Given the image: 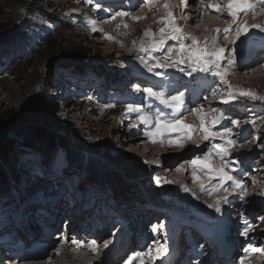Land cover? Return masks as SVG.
<instances>
[{"label":"rangeland","instance_id":"1","mask_svg":"<svg viewBox=\"0 0 264 264\" xmlns=\"http://www.w3.org/2000/svg\"><path fill=\"white\" fill-rule=\"evenodd\" d=\"M165 1L166 0H158V3H161L159 4L161 5V8L159 10L156 9L155 11H151V15L149 14L148 16L143 13L144 8L148 6L144 0H142L139 4L137 3L133 9L125 10L124 8H120L117 11L127 12L130 10L132 13H134V15L141 14L140 16H144L146 18L133 20L131 17H117L115 20H113L114 23L110 19L109 21H103V23H109L108 26H111L110 28H104L102 26H94V23H96L94 22L95 10L91 9L92 4L88 3L87 0H0V35L6 34V31L10 26L16 25L19 22H21L20 24H27V26H29L28 33H30L28 40L23 46L24 51L19 50L16 53L5 52L0 55V129L1 125L4 124L5 128H9L8 130L11 132L15 127L26 128L36 119L44 121L51 127L53 126L55 133H62L64 131L69 133L77 147L84 150L87 155L90 154V150L88 149L102 148L104 153H107V155L111 156L112 158L116 157L130 161L128 164L131 166V168L138 169V172L141 173V175H143V177L146 179L147 184L152 183L156 190H160V192L157 194L167 191L168 187H173L175 192L178 194V199L177 202L172 201L169 203L170 210L167 211H172L175 216L178 217L176 212L179 209L188 215H192L193 217L198 216L197 219H200L207 216L205 211H214V209L208 207L209 204L215 203V201L221 196L227 195L229 197L230 195L228 192H224L222 190H217L212 194H208L207 191L201 190L202 184L205 189H208L209 187L218 184L219 180L218 178L209 180V176H205L199 171L200 167L194 168L190 163V161L199 156V153L194 151L196 148L194 144H189L197 143V141L183 140L182 146H177L175 143L169 144V140H179L183 136V133L179 131V129H173L174 132L167 133L166 138H162L159 135L156 138L155 143H148L145 138L142 139L143 149L140 150L139 144H132L126 137L131 131H135L136 133L140 134L143 130L141 128V124H139L140 120L137 116L139 114L136 111H127V105H134L136 103L147 104L145 103L147 101L150 105L151 103L153 104V102L147 96H144V92L139 102H132L131 99H127L124 96L125 90H127L126 95L131 96L133 100H135V96H139L138 93L132 94L130 92L135 91L137 88V84H134L136 79L135 75L138 73L148 75V73H150L153 76L165 78L172 77L176 74L188 76L187 72L193 67V65L190 63H186L177 67L154 68V71H148V66H153L155 61L149 58V54L140 51V45L142 42L151 41L154 38H158L159 29L164 25L160 24L159 21L157 22L156 20L160 16H167V10L164 8V6H162L164 3H166ZM171 1L172 2L170 5H172V11L175 13V17L177 18L178 7L175 9L174 7L176 6L174 4V0ZM94 2H99L102 6V10L106 6V4L102 3L101 0H94ZM179 2H181V6L183 7L180 16L185 19V22L184 24H181L178 22L179 20L177 18V23L180 27L183 25L182 27L183 31L185 30V33H187L186 29H184L185 26H187V28H193L196 32L194 31V33L191 35L197 37L200 41H204L206 36L204 37L205 32L203 30L200 32H198V30H201L200 26L206 24V21L208 18H210L209 14L210 16H215L213 20L217 19L216 23H223L222 25H225L230 21L224 17H222V19L216 12L209 11L207 9L206 11L202 10L200 18H198L197 21H194L192 27V25H190L192 23L187 21L189 20V14L191 15L192 12L184 11V7H186L185 0H179ZM253 2H255V0H253ZM158 3L156 5H158ZM195 3V5H200L198 0H196ZM210 3L219 2L217 0H205V4ZM256 5L257 7L260 6L258 0H256ZM220 9H222V6ZM111 14L113 15V13ZM125 24H129L128 27H121ZM138 24L142 27L139 32L137 31L138 29L136 26ZM130 26L132 28H130ZM93 28H95L96 31H93ZM148 29H151L153 33H156L157 37H146L144 32ZM210 30L212 31V29ZM253 33L254 31L250 29L246 35L250 36ZM108 36L113 37V39H108ZM208 36H210V34H208L207 37ZM223 39V37L219 36L217 43L219 44ZM230 40L231 37L229 38L228 42L224 43V47L226 48V52L224 54L225 57L230 56L232 53L227 49H237L239 44L244 43V40H238L235 42V44H232L229 43ZM133 42H135V44ZM186 43L190 44L191 41L188 40ZM209 43H211V40ZM176 45V41L169 39L166 41L161 51L151 53V55L159 59L160 63H165L163 57L167 53V48L170 46L175 47ZM163 52L164 55L161 56ZM141 57L148 61V66L141 62ZM229 58L230 57H226V59L222 61V67L226 68L227 71L229 70ZM64 60L71 63L75 62L79 65L81 63V66L85 67L86 65L100 67L101 70H103V73H106L108 76L112 77V80L109 81L110 85L106 84L107 81H105V77L103 75H98V72L92 69H89L85 76L83 75L82 71L79 69L77 70V68H69L67 70L61 69L59 62ZM149 61H152V63L149 64ZM239 63L241 65L246 64L243 62ZM181 67L184 68V71L180 70ZM158 71H161V74L155 75L154 73ZM197 73V79H203L204 81L215 79V77H213L210 73ZM226 77L229 83L235 78L234 75H227ZM142 81L143 80H138L137 82L139 83ZM76 82H84L85 84H88L87 82H94V84H89L92 85L89 87L91 88V92L94 90L93 86H98L99 94H105L107 97L103 99L101 98V100L95 102L94 100H86L82 103H79L81 101H77L82 98H86V96L83 97L81 95L71 94L73 91L76 92L72 89V85ZM241 83L242 82H240V84ZM220 84V92L218 95L215 91H213L211 85L207 91L203 92L202 94L196 93L188 99L192 100L195 104H200V101L203 98L202 96H204V94L211 93L209 95L210 97L208 96L205 99V102H202V105L208 109L213 108L218 111L219 109L227 107L238 114L239 110L235 104L232 106H226L224 103H222V101L226 99L234 101L240 98L250 100L247 105L252 108L253 99L239 96L238 90L236 88L228 89L226 85L221 83V81ZM231 85L233 86L234 83H231ZM226 89L228 91H226ZM247 89L260 96H264V90L262 87L255 88L251 84ZM247 89L244 88L243 90ZM140 90L143 91L144 89L142 88ZM230 91L233 92L235 98L229 96ZM198 94L200 95L197 97ZM210 99L213 101L207 103ZM186 100L187 98L183 99L182 107L185 106L184 103ZM253 101H257L256 105L260 107V112L256 114V116H248L245 113L239 115V118H241L246 124L251 121L257 122V127L253 131L255 132L253 140L252 138L247 140V143H249L246 146L247 148L240 145L243 142L238 143L236 147L234 146L229 148L228 154H231L235 158H239L245 152H256L257 166L260 167V170L254 173L255 176H251L252 182L253 180L255 181L253 182V187L249 192V197L251 199L254 198L252 201L255 200L250 206V211L259 214L260 209L258 208L257 203L260 201V199L264 198V171L261 170L264 168V147L260 146L264 145V100ZM119 103H121V105ZM109 104H116L117 106L114 105L113 107ZM149 104L142 106L150 110L149 107L151 106ZM143 110L146 111L145 108H143ZM211 111L213 112V110ZM146 112L152 117L155 116L150 111ZM165 114L167 113H164V115ZM215 115L217 116V113ZM125 119L129 121H126ZM163 119L171 120L173 117L170 116ZM133 123H135L134 126ZM181 127H183V125H181ZM143 135L146 136L145 134ZM196 137L199 138L200 136L196 134ZM146 138L152 141L150 137ZM217 139L219 138L217 137ZM5 140L6 138L4 137V141ZM199 140L201 141L202 138L200 137ZM12 141L13 142L10 144L11 149L8 158L9 162L11 163L8 166V169H10L9 173L11 174V184L9 187L13 195H18L21 197V199H25V201L22 203L23 205L21 206L22 209L28 211L33 202L36 203L35 200L46 197L54 186V182H57L58 184L68 188L69 184L67 182L64 184L66 181L64 176L58 177L52 173V170H50V174H48V176H44L47 168H45L43 155L40 151L34 147L21 144L20 141L16 140L15 138ZM7 144H9V142ZM147 146L153 147L154 150L148 152L144 149V147ZM146 152L148 154L147 156ZM146 161L148 163H146ZM65 162L66 160L64 151H59L55 156V161L53 162L51 168L56 165L66 166L67 164ZM212 163L216 166V168L223 166L222 163ZM0 169L4 173L8 172V169L3 163L0 164ZM177 169L180 170L178 171ZM170 170L171 172L169 173ZM193 171H195L196 176L199 177V179L195 182L192 178ZM80 172L81 173L74 171L73 168L65 170L67 175L70 173L71 176L69 178L74 177V179H76V184L78 183V187L77 185H74L76 190L72 189L73 186L68 189L72 190L75 194L72 198L73 200L70 201L74 202L76 196L80 199L81 195H85L87 197L91 196L89 197L90 199L97 196L88 195L85 192L86 190L88 192H97L99 196L101 195L102 197L108 196L111 198L110 189L100 192L98 191L97 186L107 188L110 185L109 183L114 181L115 178L111 179L108 176L105 177L104 175H101L95 178V180H97L96 183L94 182L95 180H92V183L86 180V182L81 186V181L85 178V176L88 177V172H83V174L82 171ZM15 174L16 176L14 177ZM41 175L44 178L42 179L41 177L40 182H38L37 177ZM117 176L120 180L117 181V183L121 184L124 182L125 185H128L126 182L128 180L125 181L119 175ZM158 179L159 183H157ZM184 186L189 189L188 192L183 190ZM80 187L82 188V191L80 194H77L78 191L81 190ZM223 187L227 188V185L224 183ZM136 192V190L130 189L128 193L125 192V194H123L125 195L123 197H134L138 200L145 201L147 199L146 194H150V192H143L141 195L140 193ZM66 194L67 193L64 189V191H61L59 195L55 197H60L62 199V196ZM181 195L182 198H180ZM15 197H7V193L0 194V199H6L8 204L6 207H2L1 209H6V212L3 213L5 217H8V214L14 210L15 204L13 201L17 202ZM45 203L46 202H43V204ZM40 204L41 203H39V205ZM119 205L121 207V204ZM122 205L123 211L130 208L124 202ZM222 206L227 205H223L221 203V207ZM37 207L38 206L34 205L32 207V212L29 214H34V211L37 209ZM18 208L19 205L16 206V210ZM39 208L42 209V207ZM133 208H136V210L139 212L143 210V207L141 206H136ZM63 211L64 210L58 212ZM40 215H42V219L44 215ZM123 215L124 214L121 213L120 216L117 215L113 218V220L121 217L128 224L126 215H124L126 218ZM144 216L147 217L148 215ZM85 217H88V221L92 220L89 216ZM155 217L156 214H153L151 218L149 216V219L155 220ZM162 218H164L165 222L171 220V216L165 217L164 215ZM102 219L108 221L109 223L105 225V230L100 232L102 228H99L94 230H98L97 232L91 231L89 233L93 234L88 235V238H102L103 236H108L110 227L114 228L115 230L118 229L116 226L112 225L113 220L108 219V216L105 215V213L102 214ZM159 219L157 218L156 220L159 221ZM33 221L34 219L31 220V222ZM66 221L67 220L63 222ZM149 223L147 224L148 228H146L144 232H140L142 235H146V239H148L147 233L150 231L149 229H151L149 228L151 223ZM143 225H140L138 230H140ZM89 229H87L86 232L89 231ZM117 232H120V229ZM133 232L134 230L131 233ZM94 233L96 235H94ZM169 234H175L174 228L170 227ZM80 236L84 239H88L87 234L85 233H82ZM53 240H57V238H53ZM55 244L57 245V243ZM167 245L169 244L163 246L167 248ZM128 250H131V246ZM46 257H48V255H46ZM122 259L123 257H117L113 258V261L118 262L119 264H124ZM48 260L49 259H47V261ZM178 260L179 257L177 261ZM105 261H107L106 256ZM133 264H140L139 259L134 261Z\"/></svg>","mask_w":264,"mask_h":264},{"label":"snow or ice","instance_id":"2","mask_svg":"<svg viewBox=\"0 0 264 264\" xmlns=\"http://www.w3.org/2000/svg\"><path fill=\"white\" fill-rule=\"evenodd\" d=\"M88 3H92V0H87ZM144 2L151 8L158 3V0H144ZM199 4L203 6L205 10L211 9L213 12H220L221 5L219 3L216 4H205V0H198ZM259 3L264 4V0H258ZM187 3V0H185ZM256 3H253V0H228L225 13H223V17L225 19H229L230 23L228 27L224 29H215L216 36L211 37V43H209V39L206 38L204 41H200L197 37L191 35L190 33H185L183 29L179 26L176 21L175 13L172 11L170 3L166 2L164 4V8L167 10V16L162 17L159 21L160 24L164 25L159 29L158 38H154L151 41L142 42L140 45V51L149 54V58L155 61L153 66H148V61L141 57V62L148 66V71H154V68H169V67H177L180 65H184L186 63H190L193 65L190 71L187 72L188 76H192L195 72H202V73H210L213 77L218 78L222 84L226 85L228 89H233V86L228 82L226 76L228 75V71L226 68L222 67V61L226 59L225 52L226 48L224 46H220L217 43L218 37L221 32L224 34L225 40H229L231 36V40L229 43L235 44L236 41L241 40V37L246 36V34L252 29H259L261 32H264V27L260 25H251L249 26L246 21L241 20V13L247 14L249 11H254L256 8ZM101 4L99 2L95 3L94 10H99L101 8ZM117 17H131L133 20H140L146 17L141 16H133L130 12L126 11H117L113 13L110 17L111 20H115ZM123 27H128V25H122ZM93 31H96L93 28ZM146 37H157L156 33H153L151 29L146 30L144 32ZM108 39H113V37L108 36ZM176 41L177 45L175 47H168L167 54L163 57L165 63H160V60L157 59L155 56H152L151 53L161 51L163 46L165 45L167 40ZM190 40L191 43H186V41ZM135 44V42H133ZM123 46V45H121ZM228 51L232 52V58L228 59V64L230 66L235 65V56H236V49H227ZM178 56L177 59H173V54ZM181 71H184V68L181 67ZM159 75V73H157ZM139 87V85H137ZM148 94V96L158 100L160 104L164 105L166 108L172 109L174 111H179L183 105V97L184 92L180 91L176 94H167L163 90L156 91L151 87L145 88L143 90ZM239 96L248 97L253 100H264V96H260L254 93L251 90H238ZM229 96L235 98L233 92H229ZM222 103H229V100H224ZM113 106L114 105H110ZM127 111H139L140 114L138 115V119L141 123H149L150 121L155 125L154 131H149L146 133L151 139L152 142H156V138L162 132H168L170 129H179L183 133V136L179 140H169V144H177V146H182L183 140H190L193 138V132L196 130L203 132V139L209 140L215 137H231L233 134L231 128H225L223 130L213 131L212 129L216 127V125L223 119V114L221 116L207 115L204 110L203 106L199 108L193 109L192 111L197 114L199 118V126L185 124L184 117H175L171 120H164L162 119V114L157 113L154 117L150 116L147 112L140 111L139 106L128 104ZM215 109H213V113H215ZM210 121V124H209ZM238 120H233L232 124L234 126H239ZM183 125V127H181ZM255 125V121H253V126ZM236 141L233 139H227L226 144H216L214 148L217 150V154L220 156L221 160L225 159V155L227 154L228 148L235 145ZM264 147V145H260ZM146 163H148L146 161ZM190 163L193 167L200 166L202 169H206L209 175V180L214 178H218L219 183L205 189L203 184L201 185L202 191H207L208 194L215 193L217 190H222L224 192H229V189L224 188L223 185L226 181L231 182V190L235 192L237 189L240 190L241 195L239 199L243 200L246 195V188L242 180L235 179L232 175H229L227 171H225V167L221 166L219 168H213L211 166V157L205 156L204 158L196 157ZM178 171L180 169H177ZM193 181L199 179L196 176L195 171L192 173ZM167 182V181H166ZM159 183V179L157 180ZM183 190L188 192L189 189L184 186ZM228 196H221L219 197L215 203L209 204L208 207L214 209V211L218 214H223V210L221 207V203H228ZM152 232L156 233L158 231L157 226L152 227ZM243 235L247 237V229H245ZM65 242H67V238H65ZM73 244L80 246L79 242L72 241ZM85 247H90L92 251H98V244L97 241L93 240L90 244L83 245ZM105 247L108 245L105 244ZM203 248V245H200ZM262 249L259 247H255L249 245L243 249L245 255L241 257L240 264H244V260L248 259L250 253L260 252ZM153 251L152 248L148 249V252H138L130 255L125 264H133L134 261L137 259L140 260V264H144V259H146L147 255ZM157 256L159 257L161 254L167 256L168 249L165 248L162 244L158 245L155 249Z\"/></svg>","mask_w":264,"mask_h":264},{"label":"bare ground","instance_id":"3","mask_svg":"<svg viewBox=\"0 0 264 264\" xmlns=\"http://www.w3.org/2000/svg\"><path fill=\"white\" fill-rule=\"evenodd\" d=\"M178 1V2H177ZM181 1V0H180ZM195 1L196 0H188L187 1V3H186V7H184V11L186 12V11H190V12H192V14L190 15L189 14V20H187L188 22H190V23H192V24H190V25H192V27H193V24H194V21H197V19L198 18H200V15H201V13H202V10H204V11H206L204 8H203V6H201V5H195L196 3H195ZM209 1V0H208ZM218 2H219V4L222 6V9H220V12H216L221 18L223 17V13H225V10H226V6H227V3H228V0H217ZM165 2H168V3H171L172 1L171 0H166ZM222 3V4H221ZM253 3H256V0H255V2H253ZM157 4V3H156ZM154 5L152 8H151V10H150V8H149V6H147L146 8H144V10H143V13L146 15V16H148L150 13H151V11H155L156 9H160L161 7V5H159V4H161V3H158V5ZM165 4V3H164ZM174 4H175V6L176 7H174L175 9L177 8L178 9V13H177V18H178V22H180L181 24H184V22H185V19H183V17H181L180 16V14H181V10L183 9V7L181 6V2H179V0H174ZM178 4V5H177ZM210 4H216V3H210ZM162 6H164V5H162ZM172 6V5H171ZM198 6V7H197ZM174 10V9H173ZM193 10H194V13H193ZM209 11H212L211 9H208ZM127 12H131L130 10L129 11H127ZM183 12V11H182ZM211 13V12H210ZM131 14L133 15V16H140L141 14H137V15H134V13H132L131 12ZM151 15V14H150ZM165 15V14H164ZM185 15V14H184ZM206 16V15H205ZM142 17V16H141ZM144 17V16H143ZM163 16H160V17H158V19L156 20L157 22L158 21H160V19L162 18ZM165 17H166V15H165ZM209 17L210 18H208V20L206 21V24H208V25H202V26H200V28H201V30L199 29L198 30V32H200V31H204L205 32V34H204V37L206 36V38H208L209 39V41L211 40L210 38L211 37H213V36H215V34H216V32H215V29H217V28H219V29H224V28H226V27H228V25H229V22H228V24L226 23L225 25H222V24H220V23H216V20H213V18L215 17H213L212 15L210 16V14H209ZM176 18V19H177ZM212 18V19H211ZM223 19V18H222ZM111 20V19H110ZM205 20V19H204ZM203 20V22L205 23V21ZM241 20L242 21H246L247 23H248V25L249 26H251V25H260V26H264V13H263V11L260 9V7H257L256 6V8H255V10L254 11H249L246 15L245 14H241ZM109 21V20H108ZM119 21V20H118ZM202 21V20H201ZM112 22H113V20H112ZM202 22V23H203ZM222 22V21H221ZM114 23V22H113ZM118 23H120V22H118ZM121 24H122V22H121ZM137 24V23H136ZM200 24V23H199ZM109 25V23H107V24H105V27L104 28H110L111 26H108ZM127 25V24H126ZM129 25V24H128ZM115 26H117V25H115ZM137 26V31L139 32V30L142 28L139 24L138 25H136ZM136 26H134V27H136ZM143 26V25H142ZM159 26V25H158ZM157 26V27H158ZM183 26V25H182ZM181 26V27H182ZM185 26V25H184ZM121 27H123V26H121ZM130 28H132L131 26H130ZM147 29V28H146ZM182 29H183V27H182ZM184 29H186V32L187 33H190V34H192V33H194V29L193 28H187V26H185V28ZM210 29H212V31L210 30ZM250 29H252V28H250ZM149 30V29H148ZM253 30H257V29H253ZM118 31V30H117ZM185 31V30H184ZM211 31V32H210ZM120 32V31H119ZM196 32V31H195ZM206 33H208V34H210V36H208L207 37V35L208 34H206ZM118 34V33H117ZM118 36V35H117ZM220 37H223L224 38V34H223V32H221L220 33V35H219ZM231 37V36H230ZM229 37V38H230ZM141 38V37H140ZM205 38V39H206ZM95 42V41H94ZM225 42H228V40H225V38L222 40V41H220V43H219V45L220 46H225ZM101 43H103V42H101ZM118 43H119V41H118ZM227 46H229V45H227ZM92 64V63H91ZM228 67H229V70H228V76H232V75H234L235 76V78L233 79V80H231L230 81V84L232 83H234V87L233 88H236L237 90H243L244 88H248V86H250L251 84H252V86L253 87H255V88H257V87H262L263 88V90H264V58L263 59H259V58H257L255 61H253L252 63H246V64H244V65H241L240 63H236L235 62V65L234 66H229L228 65ZM252 72V73H251ZM250 74H251V76H250ZM135 80H137V76H136V79ZM236 80V81H235ZM238 81V82H237ZM242 82L241 84H240V82ZM237 85H238V87H237ZM211 87V86H210ZM143 87H141L140 85H139V87H137L136 88V90L135 91H130L132 94H134V93H138L139 94V96H135V100H133L134 102H139L140 100H141V96L143 95V91L142 90H140V89H142ZM250 89V88H249ZM74 90V89H73ZM248 90V89H247ZM85 91V90H84ZM138 91V92H137ZM211 91V90H210ZM214 91V90H213ZM126 94H127V90H126ZM211 94V93H210ZM210 94H204V96H202L203 98H202V100L200 101L201 103L200 104H195L192 100H190V99H187L186 100V102L184 103V107H182L181 108V110H182V112L180 113V116L179 117H184L185 119H184V123L185 124H189V125H193V126H196V128H198V126H199V123H200V121H199V118H198V116H197V114H195L192 110L193 109H196V108H199L200 106H203L202 105V102H205V99L210 95ZM200 94H198L197 95V97L199 96ZM129 96V95H128ZM145 96V95H144ZM131 97V96H130ZM196 97V96H195ZM210 97V96H209ZM204 99V100H203ZM87 100V98H82V99H80V100H78L77 102H79V101H81V102H79V103H82V102H84V101H86ZM213 100H209L207 103H210V102H212ZM145 103H147V104H149V102L147 101V102H145ZM219 103V102H218ZM137 104H139V105H137ZM147 104H143V103H136V104H134V105H136V106H139V109H140V111H143V112H146V111H150L152 108L151 107H149V109L150 110H148L146 107H143V106H146ZM205 104V103H204ZM143 105V106H142ZM150 105V104H149ZM213 107V106H212ZM143 108H145L146 109V111H144L143 110ZM203 110H204V112L207 114V115H209L212 111L211 110H213V108H210V109H208V108H206V107H204L203 106ZM138 114H140V112L139 111H136ZM136 113V114H137ZM138 116V115H137ZM126 120V119H125ZM126 121H129V120H126ZM135 125V123H133V126ZM197 131V130H196ZM196 132L194 131L193 132V138L192 139H190V140H195V141H197V143H190L189 145H195L196 146V148L197 147H199V149L197 150V152L198 151H201L202 149H203V147H205V144H203V141L201 140H199V138L198 137H196V134H195ZM138 133H136L135 131H131L126 137L128 138V141L129 142H131L132 144H134V145H136V144H139L140 145V150H142L143 149V144H142V139H144L145 137L143 136V135H137ZM195 134V135H194ZM199 142V143H198ZM248 141L246 140V141H244L242 144H240L241 146H243V147H246L247 146V144H249V143H247ZM196 148H195V150H196ZM247 148V147H246ZM144 149L145 150H147L148 152H151V151H153L154 150V148L153 147H144ZM242 149H244V148H242ZM241 149V150H242ZM194 150V151H195ZM246 151V150H245ZM148 154H147V152H146V156H147ZM264 168H262L261 170L262 171H264L263 170ZM62 172H61V174L60 175H57L58 177H60V176H64V179L65 180H67V178L69 179V177L71 176L70 175V173L68 174V175H66L67 173H65V170H61ZM63 171H64V173H63ZM171 172V170L169 171V173ZM53 174H54V172H52ZM75 173V172H74ZM73 173V174H74ZM48 174H50L49 172H48ZM72 174V175H73ZM55 175V174H54ZM44 176H46V173L44 174ZM255 176V175H254ZM42 177V175L41 176H39V177H37L38 178V182H40V178ZM44 177H42V179H43ZM80 178V177H79ZM68 181H72V179H69ZM180 181V180H179ZM255 180H253V182H254ZM74 187V186H73ZM64 189H65V192L66 193H71V194H74V192L72 191V190H67V187H65V186H62L61 184H58L57 182H54V186L52 187V189L49 191V194L46 196V197H44V198H38L37 200H35L36 201V203L35 202H33L34 203V205H36L37 206V204H38V206L39 207H42V209L41 210H43V208L45 207V205L47 204V201H49L50 199H51V197L52 198H54L55 199V201L57 202V206L55 207V213H56V211L57 210H62L61 209V206L65 203V201L64 200H62L60 197H55V196H58L59 195V193L61 192V191H64ZM58 190V191H57ZM81 191H82V188H81V190L80 191H78V193L77 194H80L81 193ZM63 196H65V195H63ZM62 196V197H63ZM42 197V196H41ZM212 197V196H211ZM21 198V197H20ZM89 200H90V198H88ZM87 199V200H88ZM254 198H252L251 199V203H253L254 201H252ZM71 200H73V199H71ZM78 200H81V198L79 199V197H77L76 196V198H75V201L73 202V201H69L71 204H74L76 201H78ZM38 202V203H37ZM43 202H46L45 204H43ZM104 202H106V201H104ZM3 203V202H2ZM39 203H41L40 205H39ZM212 203V202H211ZM97 199L96 200H94L93 202H92V204L91 205H89L88 207H86V204H85V206H84V204H81V207H80V209H83V207H86L84 210H83V218L84 219H87L85 216H89V217H91L92 216V214H93V211H94V209H96L97 208ZM118 208H119V206H118ZM33 209V208H32ZM31 209V210H32ZM250 209V208H249ZM64 210H66V207L64 208ZM103 210V209H102ZM122 210V209H121ZM120 210V211H121ZM54 212V210L53 211H51L50 212V214H52ZM139 212V211H138ZM48 212L46 211V209L45 210H43L42 211V213L41 214H43V215H45V214H47ZM121 214V213H120ZM120 214H118V216H120ZM123 214V213H122ZM139 214V213H138ZM57 215H59V213H57ZM263 215V217H264V214H262ZM56 216V215H55ZM124 216V215H123ZM155 216V215H154ZM157 216V215H156ZM41 217H42V215H40V214H37V215H35V214H28V216L26 217V219L25 218H23V219H20L19 220V224L20 223H22V222H28L27 220H32V219H34V223L36 224V222H38V221H41ZM44 217V216H43ZM125 217V216H124ZM127 217V218H126ZM125 218L127 219V221H129V220H131V216L130 215H127ZM148 217V216H147ZM166 217V216H165ZM117 219H122L119 223H117V224H115V220H113V224L112 225H114V226H116V228H118V230L119 229H121V228H124V227H126L127 226V222L123 219V218H121V217H118ZM62 221H65V219H62ZM163 221H164V218H162V216L160 217V219H159V221H157L156 219L154 220V222H156L157 223V228L159 229L160 227H162L163 225H165V224H167L166 222H164L163 223ZM31 222V221H30ZM91 221H88L87 220V223H90ZM121 223V224H120ZM149 222L147 221V222H145V224L143 225V224H141V225H143L141 228H140V232H144L145 231V229L146 228H148L147 227V224H148ZM156 223L154 224L155 226H156ZM96 225H94V226H89L88 227V229H89V231H87L86 232V234H87V238H88V235H91V234H93V233H89V232H97V231H94V230H96V229H99V228H101L100 227V225H98V223H95ZM106 224H109L108 223V221H105L104 220V225H106ZM150 224V223H149ZM174 223H172V225H173ZM32 225V224H31ZM64 225H65V222H64ZM154 225H152V227L154 226ZM105 227V226H104ZM140 227V225L138 226V228ZM151 227V228H152ZM113 230H115L114 228H112ZM105 230V229H104ZM150 230V229H149ZM169 230H170V227H167V228H164L163 229V231H164V233H163V236L165 237V238H170L172 235L171 234H169ZM102 231V229L100 230V232ZM68 232V229H67V231H65V233H67ZM76 233H77V242H79V243H85L86 241H88V240H91V241H93V240H95V238H88V240L87 239H84L83 237H81V236H79L78 235V232L79 231H75ZM99 232V233H100ZM132 231H130L129 233H131ZM94 235H96L95 233H94ZM135 235V233L133 232V236ZM110 232H109V234H108V236H103L102 238H98L99 240H101L100 242H104V245L105 244H107L108 246L107 247H105L104 246V251H105V253L107 254L106 255V258H107V261H105V263L104 264H119L118 262H114L113 261V258H110V256H109V253H110V250H111V248H112V245H113V241H111V240H109L110 239ZM115 236L116 237H119V232H117L116 234H115ZM124 236V235H123ZM61 239L62 238H60L56 243H57V245L60 243V241H61ZM70 238H68L67 239V242H65V243H70ZM163 243H164V241H162ZM117 243V242H116ZM54 245H56L55 243H53ZM62 244V243H61ZM158 244H160V242H158ZM148 246V244L145 246V247H143L142 248V250H141V252H144V250H145V248ZM173 246L171 245V244H169V245H167V248H172ZM129 249V248H128ZM127 249V250H128ZM133 249H135V247H133ZM126 250V251H127ZM132 250V249H131ZM131 250H128L123 256H120V258L121 257H123V259H122V261L124 262V264H125V262H126V260H127V258L130 256V253H131ZM155 250V249H154ZM133 251V250H132ZM153 253H155V251H152ZM101 254H102V251H101ZM48 255V257H43V258H40V259H38V260H34V261H28V262H26V263H24V264H98V263H96V262H87V261H84L83 260V257H80V256H77V257H74V256H72V255H70V254H68V253H62V254H60V255H56L55 253H48L47 254ZM47 259H49L48 261H47ZM177 259H178V257L176 258V261H177ZM263 262V264H264V261H262ZM6 263L7 264H10V262L9 261H6ZM147 264H149V263H147Z\"/></svg>","mask_w":264,"mask_h":264},{"label":"trees","instance_id":"4","mask_svg":"<svg viewBox=\"0 0 264 264\" xmlns=\"http://www.w3.org/2000/svg\"><path fill=\"white\" fill-rule=\"evenodd\" d=\"M20 23L21 22L17 23L16 25L10 26L6 31V34L0 35V55L5 52L16 53L19 50L24 51L23 46L28 40L30 33H28L29 26H27V24L25 23ZM59 64L61 65V69L64 70H67L69 68H77V70L79 69L80 71H82V73H87L89 69H92L94 71H97V74H102L103 76H105L107 80H111L112 78L106 73H103V70H101L100 67L87 65L85 67L81 66V63L79 65L75 62L71 63L66 60L60 61ZM8 129L5 128L4 124L1 125L0 164L3 163L7 169L11 164L8 159L11 149L10 144L15 138L16 140H19L21 144L34 147L35 149L40 151L43 155V162L45 163L48 171L51 170L57 153L59 151H64L68 168H75L83 172L87 171L88 180H95L97 176L101 175H104L105 177L108 176L111 179L115 178L114 181H111L109 183L110 185L108 184L109 186L107 188L121 197L125 196L123 194H125V192L128 193L130 189L136 190V193H140L141 195L144 191L150 192V197L152 199H157L160 201H162L161 197L163 198V193L167 196H171L175 193V189H173V187H168L167 191L161 194H157L158 192H160V190H156L152 183L147 184L146 179L143 177V175H141V173L138 172V169H133L128 164V162L130 161L119 159L116 157L112 158L111 156L107 155V153H104V150L102 148L88 149L90 150V154L87 155L84 150L77 147L69 133L65 131L62 133H55L53 126L51 127L44 121L36 119L26 128H13V131H11L12 133L9 132ZM4 137L6 138L5 141ZM8 142L9 144H7ZM9 170L10 169L7 170V173H4L0 169V194L7 193V197L12 195L11 189L9 187L11 184V174L9 173ZM117 175L122 177L125 181L128 180L126 181L128 185H125L124 182H122L121 184L117 183V181H120ZM15 176L16 174L14 175V177ZM94 182L96 183L97 180H95ZM125 199L144 203V201L138 200L134 197ZM5 201L6 199H0V204L2 205V207L6 205Z\"/></svg>","mask_w":264,"mask_h":264}]
</instances>
